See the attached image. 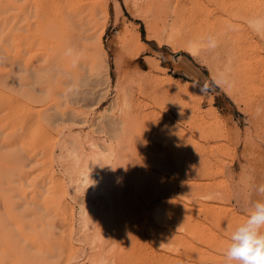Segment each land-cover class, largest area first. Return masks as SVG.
Here are the masks:
<instances>
[{"label": "rangeland", "instance_id": "374dc122", "mask_svg": "<svg viewBox=\"0 0 264 264\" xmlns=\"http://www.w3.org/2000/svg\"><path fill=\"white\" fill-rule=\"evenodd\" d=\"M108 1V18L102 14L99 19L102 16L100 22L106 23L102 42L107 52L108 68L95 71L84 64L80 66L81 72L79 69L71 80L63 74H59L61 77L55 74L45 79V83L38 84L35 89L42 91H35L30 97L23 95L22 87L19 88L23 86L20 76L25 75L23 71L32 73L30 71L44 64V59L31 60L30 67L26 61L25 67L24 57L28 56L21 52L19 28L14 22L18 21L15 15L20 9L13 10L7 4L0 6L1 18L8 16L5 21L7 29H0L4 36L2 40H5L0 45V75L9 81L4 87L0 86V188L3 190L0 189V193L4 194H0V221H3L0 234L11 240L14 236L17 240L14 242L26 247L34 257L37 246L25 244L27 241H24L23 234H19L15 222L24 215L26 223L20 228L24 226L27 233L30 229V232L34 229L41 233V242V237L45 238L43 244L58 246L64 241L61 235L68 236L62 243L73 252L60 254L66 247L61 243L64 247H55V254L59 253L48 257L51 260L46 261L47 264H58L61 260H66L65 264H93V250L84 235L90 230L97 231L95 226H98L96 220L99 219L94 217V229L91 226L81 228L79 209L84 197L75 183L78 173L83 170V162L75 167L74 157L62 151V147L65 142L70 147L73 143L82 144L94 169L103 164L98 161L100 164L95 163V167L93 151L86 139H95L104 148L107 147L105 141L121 139L127 146L126 162L121 169L124 173L119 181L122 201L115 204H118L116 209L120 208L112 213L113 219L109 218L114 221V230L118 232L115 240L119 239L117 246L111 248L113 254L110 249V254L107 253L111 260L108 264H158L160 260L164 261L163 255L171 259L164 261L165 264L175 260L185 264H225L223 252L231 233L244 221L255 202L264 199L257 191L264 185V19L261 23L245 20L242 29L237 25L241 21V12L252 13L261 8L263 12L259 11V14L264 18V0H250L252 4L249 0H119V8L115 6V0ZM1 18L0 27H3ZM150 26L155 31V34L151 32V37L147 35ZM174 26L195 43L196 54L170 37ZM21 31L22 34L27 32ZM138 32L144 51L132 57L126 51V45L128 39H135ZM244 34L250 38L245 44L240 43V36ZM168 76L178 78L182 84L190 82L201 87L203 98L188 101L182 95L174 97L170 93L161 99L153 98L146 86L150 83L153 88H158L160 79ZM29 79L34 81L32 77ZM215 115L218 119L212 122ZM115 126L121 130L115 132ZM44 155H53L50 164L54 163V179L64 185V201L68 202L67 214L70 212L68 216H71L68 227L61 224L63 217L58 215L60 213L54 214V204V207L50 204V209L48 203L47 207L44 206L48 179L40 175L42 168L38 167V159ZM35 181L39 187L38 194L33 196ZM189 194L196 195L195 201L187 199L191 196ZM32 197H36L35 200ZM6 202L15 206L14 212L11 211L14 215L8 214ZM176 203L186 207L184 213L198 225L199 235L204 230L205 237L190 234L185 226L177 228L166 216L158 218L160 205L163 209H171ZM45 210L51 211L55 218H49ZM50 219L55 221V226L47 224ZM165 232H172L173 237L183 241L182 244L163 243L164 239H171ZM41 244L37 251L46 254L45 247L50 244L44 248ZM183 244L189 246L188 253L184 252ZM192 247L220 259L208 261L200 257L201 253L197 257L191 256ZM41 254L35 255L38 261L46 259L47 254L40 259ZM68 255L71 258H67ZM12 259L14 263L17 261L14 256H9L6 264Z\"/></svg>", "mask_w": 264, "mask_h": 264}, {"label": "bare ground", "instance_id": "6f19581e", "mask_svg": "<svg viewBox=\"0 0 264 264\" xmlns=\"http://www.w3.org/2000/svg\"><path fill=\"white\" fill-rule=\"evenodd\" d=\"M17 2H20V3H17ZM108 2H109L108 0H0V6H2L3 4H5V5L7 4L6 6L9 5L13 10L14 9L15 10L16 9H20L19 14L17 13L18 12V10H17L16 13L18 15L17 14L15 15L16 18L18 17V21L15 18L17 22L16 21H14V22H15V24H17L16 25L17 28H19V30H18L19 34H17V35H19V37H20V39H19V42H21L20 46L22 44V51L21 52H23L22 54L24 56H26V55L28 56V58L22 56V58L24 57V60H25V62H24L25 67H26V61L29 62V67H30V65H31L30 62L35 61L34 59H39L40 57L42 59H44V64H41V66L36 67L34 69V71L33 70L30 71L32 73L29 74V72H28L29 70L26 71V72H28V74H26L25 71H23V74H25V75L23 77L20 76L22 82L26 78V80H25L26 82L24 81L22 83L20 81L21 84H23V86L20 85L19 88L22 87L23 95H27V97L33 96L35 94V91H37L35 89L36 86H38V84H40L42 82L45 83V79L50 78L51 76L53 77V75H55V74H58V75L59 74H63V76L69 77L68 79L71 80L70 79V78H72L71 76L74 77L75 74H77L79 72V69L81 68L80 66H84V64H85V66L87 65V66H89L92 69H96L95 71H97L98 68H102L103 70L108 68L109 64H108V59H107V52H106L105 46H104V44L102 42V38H103V35L105 33V30H106V23L105 22H100L102 20V16H101V20H99L100 19V15H102V14H104V16L108 18ZM244 2L246 4H248L246 1H244ZM249 2H250V4H252V1L249 0ZM5 5H4L5 8L4 7L3 8L6 11V6ZM115 6L117 8L120 7L119 0H115ZM0 8L2 10V7H0ZM254 10H257V9H254ZM254 10H253L252 13H250V12L249 13H244V12L240 13L239 18L241 17V21L238 22V24H237L238 28H241V29L244 28L243 27L244 25L242 26V22H244L245 20L246 21L249 20L252 23H255V22L256 23H261L262 22L261 20H263L264 18L260 17V14H259V11H262L261 8L259 10H257L258 12H254ZM262 12H261V15L263 14ZM3 15H5V14H3ZM0 18H1V16H0ZM7 18H8V16H7ZM7 18L6 19L5 18L3 19V17L1 18V19H3V22L5 23V25L3 23V25H2L3 27H0V29H4V28H5V30L7 29L6 28V22H5L7 20ZM33 19H35V20L33 21ZM1 23H0V26H1ZM32 27L34 28V30L36 29L35 30L36 33H35V31L32 30L33 29ZM37 27H38V31H37ZM20 29L23 30V31H27L29 33L26 34L27 32L26 33L23 32L24 34H26V35H24V34L21 33L22 31ZM151 29H152V27L150 26L148 28V33L149 34H147L149 37H151V32L154 31V29H153V31ZM158 29L160 30V28H158ZM10 31H12V29ZM1 32H3V31H1ZM154 32H153V34H155ZM164 32H167V31L164 30ZM20 33L23 36L20 35ZM170 34H171L170 37L176 43H178V45L183 46L184 48H187V50L189 52L193 53V54L197 53L198 49H197V46L195 45V43L188 37V35H182L183 33L180 32V29H178L177 27L174 26V27L171 28ZM0 35H1V40L0 41H2V42H0V45H1L2 43H4L5 40H2V37L4 39V36H2L1 33H0ZM12 36H14V34H12ZM167 36H169V35H167ZM21 39H22V41H21ZM249 40H250V38H249L248 34H244V35L240 36V43L242 42L243 44H245V43H248ZM1 48H2V46H1ZM1 48H0V50H1ZM126 48H127L126 51H128V54H130V56H132V57L139 56L144 51V44H143V42L141 40L140 32H138L136 34L135 39H131V38L128 39ZM32 65H35V64H32ZM27 68H28V66H27ZM80 72H81V69H80ZM28 75H30V77ZM59 76L61 77V75H59ZM28 77L29 78L32 77L34 81L31 82ZM60 77H59V80H60ZM16 78H14V79H16ZM56 78H57V75H56ZM6 80L7 79H5V78L3 79V77L1 78V75H0V86L3 85V87H4V85L7 82H9V81L6 82ZM27 80L30 81V82H28ZM50 80H52V79H50ZM16 81H18V80H16ZM56 81H58V80H56ZM11 82H13V81H11ZM17 84L18 83H16V86H17ZM13 85H15V84H13ZM149 85H150V83H149ZM149 85L146 86V88L150 92L151 96L153 98H156V99L157 98L161 99L164 96L167 97V94H169V93H170V95L172 94V96H174V97L182 95V96L185 97V99H188V101H190V100L191 101L192 100L193 101L194 100L199 101L200 99L203 98L202 97L203 90H202L201 87L196 86L195 84H192L190 82H185V84H182L181 81L178 78H175V77H172V76H168L165 79H160V81H159V87L160 88L158 87L159 89L157 87H156L157 89L153 88L154 86L152 87L151 85L150 86ZM38 89H42V88H38ZM144 90H146V89H144ZM40 91H42V90H40ZM40 91L38 90L37 93H39ZM37 93H36V95H37ZM34 97H36V96H34ZM170 98H171V96H170ZM111 105H113V104H111ZM2 106H3V104H2ZM214 111H215V108H213L212 112H214ZM208 113L210 114V112H208ZM10 115H11V113H10ZM168 115H170V114H168ZM198 116H199V114H198ZM217 119H218V117L216 115L213 116L212 122H215V120H217ZM196 120H198V119H196ZM2 125L5 126L4 123ZM3 129H4V127H3ZM120 130H121L120 128H116V126H115V132H118ZM162 134H164V133L161 132V135ZM161 135H159V136H161ZM28 139H32V138H28ZM46 139H44V140H46ZM162 141H160V142H162ZM17 143H18V141H17ZM44 143L48 144L47 141H44ZM49 143H50V141H49ZM65 143L66 144L63 145V147H62L63 148L62 151H64V152L66 151V152H68L70 155H72L74 157V161H75V162H73V164L75 163L74 166L76 167L81 161L83 162V165H82L83 170L81 169L80 172L78 173V176L76 178L77 183H75L76 187L79 190H82V192H83V196L82 197H84V199L82 198L83 199V203L80 205V209H79L80 219H81V223H82V227L81 228L84 229V228H86L88 226H91L94 229V226L96 225L94 223L95 222L94 221L95 220L94 217L98 216V219L100 220V223H99V220H96L98 222V224H97L98 226H95L96 227L95 230H97V231L90 230V233L86 234L87 233L86 232L85 235H84L85 239L88 242H90L91 249L93 250V252L91 254L92 263L93 264H108V261H111V260H109L110 258L108 257V255L110 254L111 248H113L114 245H116V242L118 244V239H119V238H117V240H115L116 239L115 238V234L118 235V232H116L114 230V228H115L114 221L111 222L109 218L113 217L112 213H114V210L116 209V206L118 205V204L117 205H115V204L118 201L119 202L122 201V200H120V199H122L121 198L122 197V194H121L122 186H120L119 181L121 182V179L123 177L122 174L124 173L123 170H121V169H122L123 164H124L123 162H126L124 157H125V152H126L127 146L125 145V142L123 140H121V139H117V140L116 139H110L109 141H105V143H107V147L104 148L102 146L101 142H98L95 139L87 138L86 139V143L89 144V146L92 148V151H93L92 152L93 153L92 157H94L93 164L95 165V167H96L95 163H97L98 161L99 162L101 161V163L103 164L102 166L98 165V166H101V167H99V168L96 167V168L93 169L91 167V162L92 161H88L89 158L86 157V154L84 153V147H83L82 144L73 143L72 146L70 147L69 145H67V142H65ZM166 144H167V142H166ZM43 147H41V149ZM43 152L46 153V149H43ZM52 156L53 155H44V157H42V159H38L39 164H40V166H38V167L42 168L41 169L42 172H41L40 175H45L46 178L48 179L47 180V184L48 185L50 184L49 186H47V184H46L47 189H46L45 185L43 186V187H45L46 192H47V194L45 196L46 198L44 197L45 198V200H44V202H45L44 204L45 205L44 206L45 207L48 206V208L50 209V207H49L50 204H51L52 207H54L53 206V204H54L55 205V209H54L55 213L54 214L57 215V213H60L58 215L59 216L62 215V217H63V221H61L62 222L61 224L63 226H67L68 227L69 226V220H71V216L70 217L68 216V214L70 212H68V214H67V211H69L68 207H67L68 206L67 205L68 202L66 201L67 202L66 203L64 201L65 197H66V195H65L66 191L64 190V185L56 182V179H54V173L52 171V167H53L54 163L52 162V165L50 164V162L52 161ZM123 159H124V161H123ZM29 161H31V160H29ZM70 164H72V163H70ZM97 164H100V163H97ZM95 169H98V170L96 171ZM17 171H18V169H17ZM19 172H20V170H19ZM21 172H22V170H21ZM27 174H28V172H27ZM21 176H22V174L20 175V177ZM5 177H6V174H5ZM35 178L38 180V177H35ZM191 183H194V182H191ZM0 184L2 185V182H0ZM38 187L39 186L37 184V181H35L33 189L34 190L36 189V190L32 191V192H34L33 196H34V194L35 195L38 194L37 193L38 192ZM29 190L30 189H28V191ZM21 192H24V191H21ZM189 195H191V194H189ZM32 198H34V200H35L36 197H32ZM195 198H196V195L193 194L187 199L191 202L192 200L195 201ZM211 198H212V196H211ZM9 203H11V202H9ZM9 203L6 202V208H7L8 214L11 216V215H14V213L11 214L12 213L11 211H13L15 209V206H13L12 204L10 206ZM34 203H36V202H34ZM46 203H48L49 205L47 204V206H46ZM120 206L122 207V205H120ZM52 207H51V209H52ZM118 208H120V207H117V209ZM184 209H186V207L184 208V205H181V203H176L175 205H172L171 209H163V206L160 205L159 208L157 209L158 210L157 211V216H158V218L166 216L168 220H170L171 222H173L177 226V228L179 226H180V228L182 226L183 227L185 226L184 228H188L189 229L188 231L190 232V234H192V233L195 234V235H196V233L198 234L199 233L198 231L200 230L198 225L192 223L190 217L186 216V214H185L186 212L184 213V211H185ZM45 211L47 212V210H45ZM52 211H53V209H52ZM189 211L190 210L188 208V212ZM204 212H206V211H204ZM207 212H208V210H207ZM46 214L48 215L49 218H50V216L52 218H55V217L52 216V212L51 211L49 212V210H48V212ZM46 214H44V215H46ZM20 217H21V220L20 219H16L15 220L16 224L19 226V234L21 236H22V234L24 235L23 239H25L24 240L25 242L27 241L25 244H28L29 246L31 245L33 247L37 246V249L34 248V249H36V252H34V250H33V252L35 253V255H37V253H39V254L42 253L41 256L39 255L40 259H42L43 255L45 257L46 254H47V256L45 257L46 259H44V261L45 262L49 261V260H51L49 258H52L56 254L59 253V252H56V254H55V250H54V249H56L55 247L58 248V246H61V248H62V246L63 247H64V245L66 246V244H64L62 242L67 241V239H68L67 235H61V236H63L64 241H60V242L62 244H64V245H62L61 243L59 245V243H58V246L56 245V246L53 247V245H51V243L43 244V242L45 241V238L43 239L41 237V239L43 240V242H41V240H40V234L41 233L37 232L34 229H32L33 233L30 232L31 229L29 230L30 233L29 232L27 233L23 229L24 226H23V228H20L23 223H26V222L23 221V220H26V219H24L25 218L24 215L19 216V218ZM16 218H18V216ZM233 218H235V217L233 216ZM233 218H232V220H233ZM116 219L118 220V217H116ZM47 221L49 222V223L47 222V224H53L55 222V221H51V219L47 220ZM2 222L0 221V223H2ZM59 222H60V220H59ZM61 224H59V225H61ZM63 226H61V227L63 228ZM227 227H230V226L227 225ZM87 229H89V227ZM91 231H93L94 233H91ZM44 232H43V234H44ZM203 232H204V230H203ZM203 232H201L202 233L201 235H199V234L198 235L201 236V237H203V236L205 237ZM60 233H61V231H60ZM165 234L167 236H171L170 237L171 239H168V240L164 239L165 241L163 240V243L168 244V242L171 241L170 244H174V245L175 244L178 245V243H179V245L182 244L183 241L181 240L182 241L181 242V241H179L180 238L173 237L172 236V232L171 233L165 232ZM198 235H196V236H198ZM12 237H13V240H11L9 238V236L7 237L3 233H2V235L0 234V264H6V260L9 259V256H14L17 259V261L15 260L16 261L15 263L13 262V259H12L11 262H13V264H37V263L42 264V263H44L43 259L40 260V261H43L42 263H40V261H38L39 259H37L35 257V255L33 257V255L29 254L28 249L26 247H23V245H22V247L18 246L15 243L17 240H15L14 236H12ZM201 237H199V238L202 239ZM65 238H67V239L65 240ZM8 240H10V243L8 242ZM14 240H15V242H14ZM46 240H48V238ZM203 240H204V238H203ZM205 241H207V239H205ZM38 242L41 244V246H43V248L45 247L44 245H49L50 244L49 247L48 246L45 247V248H47L44 251V252H46V254H43L42 251L40 253V250H39V252L37 251L38 247L40 245ZM209 242H210V240H209ZM217 242L219 244L220 241L218 240ZM37 243L39 245H37ZM66 243H69V241L66 242ZM226 243L227 242H225V244ZM34 244H35V246H34ZM170 244H168V245H170ZM185 244H183L184 247H185V251L184 252L188 253L190 248H189V246H187ZM50 246H52L53 249ZM98 246H99L100 249H98V251H97L96 249L98 248ZM224 247H226V246H224ZM212 248H214V247H212ZM70 249L71 248L66 246L62 250L59 248V251L61 250L60 254L61 253L62 254H64V253L65 254L66 253L70 254V252H68V251H72V249L71 250ZM109 249H110V251H109ZM167 249L170 250V248H167ZM107 253H109V254H107ZM199 253H201L200 257L202 259H205V260L208 259V261H210L209 259H215V258H216L215 260H219L220 259V257H218L216 255L208 254L207 251L206 252L205 251L199 252V251L195 250L194 248L190 251L191 256L193 255V256L197 257L199 255ZM112 254H113V252L111 251V255ZM57 257H58V255H57ZM63 257H61V258H63ZM163 257L164 258H162V259L164 261L171 260L167 256L163 255ZM47 258H48V260H47ZM67 258H71V256L68 255ZM73 258H72V260H73ZM160 258H161V256H160ZM57 259H59V258H57ZM59 261H60V259H59ZM164 261H162V262L164 263ZM9 262L10 261L8 260V263ZM55 262H56V260H55ZM63 262L64 261L61 260V262H59V263L57 262V263L58 264H61V263L65 264L66 260H65L64 263ZM159 262H158V264H159ZM162 262H160V263L162 264ZM50 263H52V261H50ZM46 264H47V262H46ZM110 264H112V262ZM171 264H185V263L183 261L180 262L179 260H175V261H172Z\"/></svg>", "mask_w": 264, "mask_h": 264}, {"label": "clouds", "instance_id": "9594fccd", "mask_svg": "<svg viewBox=\"0 0 264 264\" xmlns=\"http://www.w3.org/2000/svg\"><path fill=\"white\" fill-rule=\"evenodd\" d=\"M257 191L264 197V185ZM223 256L225 264H264V199L235 227Z\"/></svg>", "mask_w": 264, "mask_h": 264}]
</instances>
